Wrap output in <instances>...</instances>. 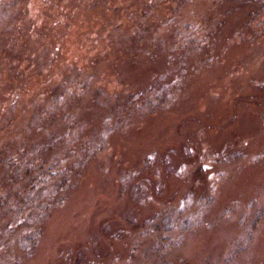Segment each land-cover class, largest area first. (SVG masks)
<instances>
[{
  "label": "rangeland",
  "instance_id": "rangeland-1",
  "mask_svg": "<svg viewBox=\"0 0 264 264\" xmlns=\"http://www.w3.org/2000/svg\"><path fill=\"white\" fill-rule=\"evenodd\" d=\"M0 264H264V0H0Z\"/></svg>",
  "mask_w": 264,
  "mask_h": 264
},
{
  "label": "trees",
  "instance_id": "trees-1",
  "mask_svg": "<svg viewBox=\"0 0 264 264\" xmlns=\"http://www.w3.org/2000/svg\"><path fill=\"white\" fill-rule=\"evenodd\" d=\"M30 165H32V164H30ZM51 170L52 169H49V173L51 172ZM63 185V184H62ZM168 222H170V220L168 219L167 220V218L166 219H163V222H162V224L165 226V228H166V230H168L169 231V229H170V227H169V224H168Z\"/></svg>",
  "mask_w": 264,
  "mask_h": 264
}]
</instances>
